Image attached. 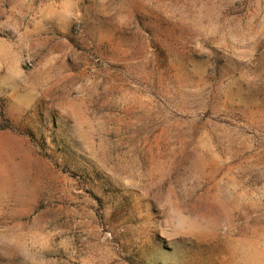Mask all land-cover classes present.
<instances>
[{
    "label": "rangeland",
    "instance_id": "1",
    "mask_svg": "<svg viewBox=\"0 0 264 264\" xmlns=\"http://www.w3.org/2000/svg\"><path fill=\"white\" fill-rule=\"evenodd\" d=\"M0 264H264V0H0Z\"/></svg>",
    "mask_w": 264,
    "mask_h": 264
}]
</instances>
